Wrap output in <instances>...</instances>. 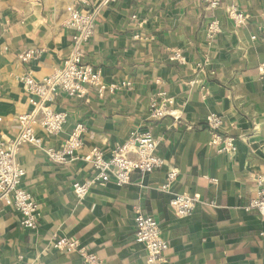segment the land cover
<instances>
[{
    "label": "crops",
    "instance_id": "crops-1",
    "mask_svg": "<svg viewBox=\"0 0 264 264\" xmlns=\"http://www.w3.org/2000/svg\"><path fill=\"white\" fill-rule=\"evenodd\" d=\"M98 2L78 8L87 11ZM75 3L0 0L2 135L17 138V117L31 110L17 79L28 73L37 81L49 77L70 55L76 33L67 27V8ZM263 3L223 0L211 10L205 0H119L104 8L84 48L85 62L102 70L106 86L131 82L132 89L56 98L53 108L67 112L69 123L59 136L49 137L40 127L37 135L45 147H56L76 123L85 124L82 159L56 165L30 145L18 149L26 170L21 186L39 203L41 221L35 231L24 229L15 207L0 201V264H82L78 253L51 249L62 237L78 239L102 264H148V251L135 239L136 207L162 228L168 251L161 264H264L263 219L248 209L264 182ZM234 4L251 15L247 25L237 28L228 19L226 8ZM213 19L222 31L208 39ZM28 49L43 54L24 63ZM173 50L184 53L187 65L172 60ZM162 94L175 99L179 120L151 121L150 101ZM211 114L223 118V133L236 140L235 156L210 145ZM140 130L160 140L158 154L167 167L133 173L125 187L95 183L85 199L77 198L74 182L93 175L92 148L109 158ZM170 168L179 176L167 193L162 186ZM176 194L200 199L191 218L175 216L170 199Z\"/></svg>",
    "mask_w": 264,
    "mask_h": 264
},
{
    "label": "built area",
    "instance_id": "built-area-1",
    "mask_svg": "<svg viewBox=\"0 0 264 264\" xmlns=\"http://www.w3.org/2000/svg\"><path fill=\"white\" fill-rule=\"evenodd\" d=\"M118 1L99 0L90 10L82 11L78 6L89 5L88 0H76L75 5L67 8L69 16L67 27L73 29L76 35L70 47V55L63 60L61 68L42 80H35L31 73L21 75L17 79L24 86L31 110L17 117L20 127L17 138L11 139L0 133V201L15 207L24 229L30 231L38 229L41 210L33 194L21 186L26 170L18 163V149L24 144L30 145L37 151L43 152L48 160L56 165H70L82 159L81 150L84 147V138L87 133L85 124L76 123L68 133V137L56 147H45L44 139L37 135V128L40 127L49 137L59 136L69 123L70 118L67 112L53 108L56 98L61 94L69 98H83L90 89H94L99 95L104 94L107 88L111 92L122 87L132 89L131 82H123L121 86L116 84L106 86L102 70L85 62L84 48L95 35L99 13ZM205 1L211 10H218L223 2V0ZM262 8L261 30L264 33V3ZM226 12L230 22L237 28L247 25L251 19L249 13L235 4L228 6ZM221 31L220 22L217 19L211 20L207 27L208 39H213ZM255 39L254 37L253 40ZM42 54L43 51L40 49H28L21 55L22 61L24 63L37 61ZM172 60L183 66L188 63L187 57L181 50H173ZM259 74L264 79V64L259 67ZM160 96L159 99L152 98L150 101L151 121L157 123L166 117H175L179 120L180 117L176 115L177 111H173L175 99L164 94ZM3 121L0 117V125ZM206 128L210 132V145L217 148L219 154L231 156L237 154L236 140L222 131L223 118L221 116L218 114L208 116ZM159 146L160 140L156 139L153 133L140 130L124 144L116 145L109 158H106L99 148H92L89 162L93 168V175L88 180L75 181L74 194L83 200L89 195L95 183L113 182L118 187H125L131 182L133 173L146 175L166 168L165 159L158 154ZM178 176L179 170L170 168L166 173L162 190L169 193L176 184ZM259 185L261 188L257 198L251 201L248 209L256 210L262 216L264 224V182L260 180ZM170 200L175 216L180 219L191 218L200 203L197 196L190 194H176ZM135 215L136 242L144 245L148 251V264H161L168 251V242L164 239L161 226L152 217L142 215L139 207L135 208ZM262 237L264 238V226ZM51 249L78 253L82 258V264H102L97 253L92 252L78 239L67 237L55 239ZM20 259L23 260L22 257Z\"/></svg>",
    "mask_w": 264,
    "mask_h": 264
}]
</instances>
